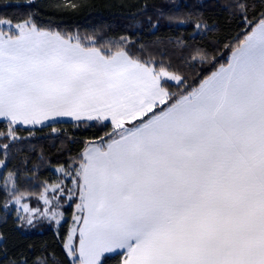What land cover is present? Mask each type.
Wrapping results in <instances>:
<instances>
[{
  "label": "snow or ice",
  "instance_id": "obj_1",
  "mask_svg": "<svg viewBox=\"0 0 264 264\" xmlns=\"http://www.w3.org/2000/svg\"><path fill=\"white\" fill-rule=\"evenodd\" d=\"M217 3L240 31L224 45L227 64L198 86L172 60L214 66L206 46L177 39L171 52L133 51L127 37L97 44L31 15L0 18V138L21 139L17 125L48 126L55 136L45 121L56 117L103 131L98 143L85 142L78 167L57 169L75 188L46 184L43 209L24 203L32 193L14 180L8 188L15 173L4 177L12 197L4 208L15 204L21 224L37 214L59 224L60 197H78L79 227L63 244L73 264H104L106 254L116 264H264V0ZM195 28L215 31L206 22Z\"/></svg>",
  "mask_w": 264,
  "mask_h": 264
},
{
  "label": "trees",
  "instance_id": "obj_2",
  "mask_svg": "<svg viewBox=\"0 0 264 264\" xmlns=\"http://www.w3.org/2000/svg\"><path fill=\"white\" fill-rule=\"evenodd\" d=\"M77 5L73 9L70 5ZM223 3V0H220ZM60 4L67 7L55 8ZM147 5L145 9L143 6ZM31 15L37 24L45 29L79 35L83 40L92 37L97 44L119 43L121 37H127L133 51L143 45L153 53L171 52L173 43L179 39L190 45L206 46L216 57L213 64L196 62L195 66L179 63L173 57L172 66L187 77L190 86L199 82L227 64L229 49L224 45L237 35L240 29L226 12H222L217 0H0V18L19 22ZM149 17L151 21L149 22ZM197 22H206L215 31L205 36L195 28ZM156 24V27H151ZM219 39V43H214ZM87 42V41H85ZM147 53H145L146 55ZM159 58V56H158ZM175 85V82H169ZM81 127H74L76 124ZM84 122H57L47 125L55 126L58 132L51 134V127H32L21 125L16 135L21 139L12 141L0 138V145L9 144L7 153L0 149V264H53V258L60 264H73L63 247L72 221L76 197L65 209L62 224L38 223L21 224L17 220L16 208L9 203L12 197L3 188L4 177L9 172L15 173L8 180V188L15 187L20 192L32 193L29 201L38 198L46 184L65 181L68 188H73L71 177L67 180L63 172L71 164L78 167V157L85 149V142L95 141L103 135L100 125L95 121L87 122L96 127H83ZM0 131H7V122L0 121ZM113 254H106L104 264H116Z\"/></svg>",
  "mask_w": 264,
  "mask_h": 264
},
{
  "label": "rangeland",
  "instance_id": "obj_3",
  "mask_svg": "<svg viewBox=\"0 0 264 264\" xmlns=\"http://www.w3.org/2000/svg\"><path fill=\"white\" fill-rule=\"evenodd\" d=\"M0 121H2L1 118H0ZM21 126H22V125H21ZM25 127H26V126H25ZM60 167H61V166H58V167L55 168L56 172H58L57 169L60 168ZM58 173H59V172H58ZM68 178H69V177H67L66 180H67ZM63 183L65 184L66 182L63 181ZM72 184H73V183H72ZM65 185H66V184H65ZM72 186H73V188H75V185H74V184H73ZM67 188H68V186H67ZM70 188H71V187H70ZM42 192H43V190H42ZM48 195L51 197L52 193L49 192ZM38 197H39V196H38ZM75 198H76V197H73L71 200H69L68 197H67V194H66V190H65V195L62 196V197H60V205H61V207L58 209V211H62V212L64 213L65 209L68 208V207L71 205V202H72ZM23 202H24V203H28L30 207H38V208H41V209H43L44 207H46V206L43 204V202L40 201L38 198H35V199H34V202L29 201V199H26V200H24ZM78 202H79V201H77V203H78ZM10 204H11V206H13V207H15V208L17 207V206H16L15 204H13V203H10ZM21 212H22V210H21ZM74 212H75V210H74ZM74 212H73V214H74ZM22 214H23V213H22ZM65 217H66V214L64 213L63 219L60 220V223H59V224H62V223L64 222ZM71 219H72V218H71ZM38 223H52V224H55V225H59V224H57L54 220L50 221L49 218H47V217H41V216H39V215L37 214V216H36V217L34 218V220H33V224H38ZM25 225L27 226V224H25ZM70 226H75V227H77V228L79 227L78 225H75V223H74L73 220L71 221ZM76 242L78 243V233H77V241H76Z\"/></svg>",
  "mask_w": 264,
  "mask_h": 264
},
{
  "label": "crops",
  "instance_id": "obj_4",
  "mask_svg": "<svg viewBox=\"0 0 264 264\" xmlns=\"http://www.w3.org/2000/svg\"><path fill=\"white\" fill-rule=\"evenodd\" d=\"M1 120L5 121L3 118H1ZM57 122H74V120L71 117H56L53 120L45 121V125L52 124V123H57ZM22 126L32 127L30 125H22ZM37 126H40V125H37Z\"/></svg>",
  "mask_w": 264,
  "mask_h": 264
}]
</instances>
